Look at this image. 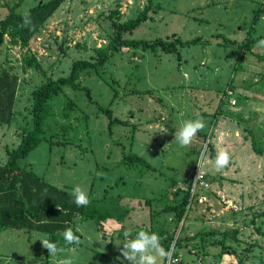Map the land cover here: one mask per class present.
<instances>
[{
  "label": "rangeland",
  "instance_id": "1",
  "mask_svg": "<svg viewBox=\"0 0 264 264\" xmlns=\"http://www.w3.org/2000/svg\"><path fill=\"white\" fill-rule=\"evenodd\" d=\"M42 1L0 0V19L12 8L24 12ZM153 3L158 11L124 37L198 41L178 46V53L123 46L102 65L81 71L82 88L64 87L50 99L54 116L44 124V139L18 160L58 188L72 192L79 185L87 193L95 216L78 214L71 226L80 229V245L57 243L65 250L53 256L41 243L47 234L6 227L0 230V264H59L66 258L73 264H129L120 253L124 233L132 239L141 230L157 233L165 250L174 245L175 264H264V49L257 41L242 46L246 37L264 39V0ZM147 4L64 0L28 42L40 69L26 66L25 48L5 36L0 71L15 73L18 85L11 122L0 124V165L6 149H14L32 126V90L49 77L67 75L76 59L94 60L95 49L112 38V21L134 18ZM67 97L74 101L69 113ZM102 107L125 123L110 124ZM197 118L204 130L180 147L175 133L183 121ZM220 148H227L231 161L218 173L213 162ZM128 151L154 169L121 164ZM201 153L209 186L196 191L206 200L195 196L178 220L163 209L191 188Z\"/></svg>",
  "mask_w": 264,
  "mask_h": 264
},
{
  "label": "trees",
  "instance_id": "2",
  "mask_svg": "<svg viewBox=\"0 0 264 264\" xmlns=\"http://www.w3.org/2000/svg\"><path fill=\"white\" fill-rule=\"evenodd\" d=\"M63 1L45 0L29 8L27 11L31 14L32 24L26 27L21 26V14L23 12L12 8L0 19V46L5 36H7L12 45L22 49L25 48L23 55L24 64L28 67L40 69L38 60L28 52V42L40 25L46 21ZM158 9L159 7L153 3V0H148V4L134 18L122 23L112 21L114 26L112 38L107 47H97L95 49L97 55L94 60L76 59L72 61L67 75H61L57 78L49 77L32 90L30 110L32 126L22 133L20 141L14 149H6L7 160L0 165V230L6 227L36 230L47 234L49 241L61 243L63 246L68 247L73 245L65 244L62 233L65 229L71 228L74 217L78 214L85 217L95 216V213L89 210L87 206H76L72 192L58 188L34 171L21 167L18 160L27 156L44 139L42 135L44 133V124L48 118L54 116L50 99L59 95L64 87H70L74 90L82 88L78 82L81 71L102 65L109 56L120 51L123 46L137 47L143 45L153 50L159 47L166 52L178 53V46L198 41L196 38L182 40L179 37H174L173 39L156 38L152 41L124 37L126 32L133 31L141 23L147 21L150 18V12H156ZM248 39L250 40L249 44H247ZM258 40L259 37H246L242 46L243 48H250L249 45ZM17 85L18 76L15 73L7 69L0 71V124H9L11 122L14 114L13 106ZM83 88L88 90L86 87ZM65 103V112L69 113L74 108V101L67 97ZM99 110L108 114L110 124L115 122L125 123V121H121L116 117L112 118L109 107H102ZM252 147L255 151L257 150L254 141H252ZM210 148L211 154H213V146L210 145ZM120 162L127 167H139L142 171L154 169L143 157L132 151L124 153ZM188 198L189 190L184 192L182 199L178 203L166 206L163 210L173 211L177 219L180 220ZM73 231L79 236L75 229ZM165 245L167 248L168 242Z\"/></svg>",
  "mask_w": 264,
  "mask_h": 264
},
{
  "label": "clouds",
  "instance_id": "3",
  "mask_svg": "<svg viewBox=\"0 0 264 264\" xmlns=\"http://www.w3.org/2000/svg\"><path fill=\"white\" fill-rule=\"evenodd\" d=\"M22 25L30 26L32 24L31 14L28 11H24L21 14ZM256 47L264 49V39L256 42ZM205 123L202 118L195 120H185L181 123L180 128L175 133V139L180 147H189L198 132L204 130ZM224 142V137H220V143ZM231 161V155L227 148H220L215 155L213 167L216 172H222L228 168ZM199 170L204 166L205 157L204 153H201L200 159L197 161ZM199 178V175L198 177ZM72 196L74 203L77 207L87 206L90 203L87 193L81 189L79 185L72 190ZM80 229L77 228L76 232ZM126 242L123 244V248L120 249L121 256L129 264H168L173 258L174 250L165 248L161 244V237L155 233H149L141 230L132 239H127L131 235L129 232L124 233ZM63 240L67 245L79 246L81 243V237L76 235L72 228H67L62 233ZM43 248L48 250L49 255H58L64 252V248L58 247L57 243L51 242L48 239L41 240ZM123 262V261H122ZM59 264H73L71 258L62 259Z\"/></svg>",
  "mask_w": 264,
  "mask_h": 264
},
{
  "label": "built area",
  "instance_id": "4",
  "mask_svg": "<svg viewBox=\"0 0 264 264\" xmlns=\"http://www.w3.org/2000/svg\"><path fill=\"white\" fill-rule=\"evenodd\" d=\"M226 95H229V101L231 105H235L236 104V98L233 96V91L231 89H227L226 90ZM199 175V178H197ZM191 188L188 189L190 190V194H189V198H188V206L186 208H188L190 206V203L192 200H194L195 196L196 198H200L199 201H204L206 200V196L202 193H197L196 188H206L209 186V183L206 180L205 174L203 172H201L200 170H196L194 172V174L192 175V181H191ZM205 190V189H202ZM173 250H175V247L173 245V247H171ZM179 262V258L177 256L174 255L173 253V258L170 262H168V264H175Z\"/></svg>",
  "mask_w": 264,
  "mask_h": 264
},
{
  "label": "bare ground",
  "instance_id": "5",
  "mask_svg": "<svg viewBox=\"0 0 264 264\" xmlns=\"http://www.w3.org/2000/svg\"><path fill=\"white\" fill-rule=\"evenodd\" d=\"M237 100V99H236Z\"/></svg>",
  "mask_w": 264,
  "mask_h": 264
}]
</instances>
